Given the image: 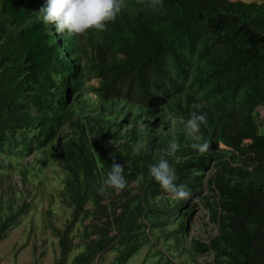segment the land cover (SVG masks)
Masks as SVG:
<instances>
[{"label": "trees", "instance_id": "1", "mask_svg": "<svg viewBox=\"0 0 264 264\" xmlns=\"http://www.w3.org/2000/svg\"><path fill=\"white\" fill-rule=\"evenodd\" d=\"M162 3L163 13L151 6L152 0H124L107 30L68 34L57 33L53 24L43 21L46 0H0V136L6 131L11 137L33 132L35 144L45 147L61 125L75 118L81 136L89 127L99 138L123 140L116 157L108 143L101 144L100 151L110 169L113 159L125 166L126 180L134 170L129 161L131 138L141 136L152 146L155 137L164 142L173 136L180 145L178 153L186 156L174 164L177 183L196 194L204 185L202 174L183 180L187 175L181 168L203 170L212 153L199 154L193 143L207 141L215 148L224 144L245 154L257 179L238 188L217 178L222 200H202L207 199L208 208L225 212L218 220L214 217L220 234L208 244L197 243V248L212 252L217 261L225 255L235 264H264V124L259 127L254 118L255 108L264 106V0ZM53 73L63 75L60 83ZM194 111L207 114L198 139L184 130ZM170 119L171 131L166 132ZM89 122L93 124L87 126ZM137 124L140 134L135 133ZM124 128L127 131L120 133ZM149 146L140 145L134 156L137 174L144 177L139 191L131 194L129 182L119 190L116 218L110 219L97 189L92 213L101 235L77 264L88 262L124 232L149 187L161 188L147 177Z\"/></svg>", "mask_w": 264, "mask_h": 264}, {"label": "rangeland", "instance_id": "2", "mask_svg": "<svg viewBox=\"0 0 264 264\" xmlns=\"http://www.w3.org/2000/svg\"><path fill=\"white\" fill-rule=\"evenodd\" d=\"M91 96L95 98L93 93ZM254 114L260 127L264 124V106H257ZM172 120L166 123V132L171 131ZM75 122V118L67 120L45 147L35 144L33 132L22 136L19 131L11 137V132L6 131L4 138L0 136V143L5 139L3 146L0 144V264H77V258L87 254L91 243L97 242L101 235L94 222L97 216L92 213L99 187L104 188L102 203L110 219L116 218L120 192L103 183L110 167L100 146L103 143L113 146L111 154L116 157L117 146L123 140L99 138L89 127L81 136ZM126 131L124 128L120 133ZM141 131L137 124L135 133ZM128 142L129 161L134 170L127 180L134 195L139 191L134 156L140 145L149 144L141 136ZM172 142L173 136L164 142L155 137L145 160L148 178H152L149 165L162 158L169 161L175 172L174 164L186 160L178 151H169ZM208 150L212 155L203 170L193 166L181 168L187 175L183 180L191 181L202 174L204 185L197 194L193 191L188 198L177 201L174 194L149 187L130 213L124 232L88 262L78 264H235L228 256L222 255L217 261L212 252L197 248V243L208 244L220 234L216 220L225 213L219 207L208 208L205 201L222 200L223 192L215 185L219 176L229 186L242 188L257 179L258 173L245 154L224 144ZM183 202L187 203L182 205ZM223 242L226 243L224 239Z\"/></svg>", "mask_w": 264, "mask_h": 264}, {"label": "clouds", "instance_id": "3", "mask_svg": "<svg viewBox=\"0 0 264 264\" xmlns=\"http://www.w3.org/2000/svg\"><path fill=\"white\" fill-rule=\"evenodd\" d=\"M124 0H46V7L42 10L44 22L53 24L57 33L83 34L89 30L105 31L110 22L114 21L122 9ZM153 8L163 13L162 0H152ZM52 78L57 83L63 79L62 74L53 73ZM198 109L200 105H195ZM207 114L194 111L190 118L184 122L185 133L190 137L199 138L201 126H206ZM192 148L199 154H204L210 147L209 142L193 143ZM180 145L172 142L169 151L175 153ZM123 164L117 163L115 159L111 169L107 172L104 185L114 190H123L128 186L124 175ZM149 175L161 186L162 189L174 194L177 201L189 197L190 190L185 184H178V177L167 159H160L158 162L149 165ZM143 175L137 180L142 181ZM101 192L104 188L101 187Z\"/></svg>", "mask_w": 264, "mask_h": 264}]
</instances>
